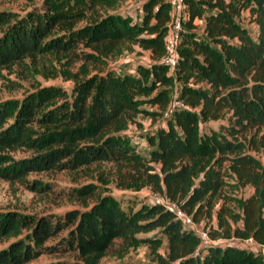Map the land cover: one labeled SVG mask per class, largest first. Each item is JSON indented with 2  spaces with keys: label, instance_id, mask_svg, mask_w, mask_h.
I'll return each mask as SVG.
<instances>
[{
  "label": "trees",
  "instance_id": "trees-1",
  "mask_svg": "<svg viewBox=\"0 0 264 264\" xmlns=\"http://www.w3.org/2000/svg\"><path fill=\"white\" fill-rule=\"evenodd\" d=\"M123 1L85 0L86 23L61 36L55 32L74 21L51 1L47 11L23 18L0 11V78L8 86L15 80L7 74L29 73L33 63H51L64 55L83 66H103L106 57L115 58L127 46L138 45L150 57L149 65L140 70L147 82L143 100L127 95L124 85L129 77L108 74L78 82L72 103L54 86L20 99L1 100L0 179L41 191L45 186L27 179L31 172L74 169L100 161L119 166L143 162L145 158L122 131L137 114L161 119L167 104L176 98L183 106L147 137V178L195 222L214 221L217 214L222 233L201 224L210 237H250L264 247V164L241 154L246 144L236 137L264 126V0H185L188 17L172 74L161 61L170 20L167 1L143 0L138 17L120 9ZM248 8L256 38L237 20ZM143 103L150 108L140 107ZM225 112H230L226 128L232 139L201 131L202 123ZM33 126L57 130L35 135ZM258 141L264 146V131ZM53 142L62 147L50 148ZM17 151L37 153L18 157ZM220 153L234 154L229 159L239 179L253 188L246 199L223 193L225 175L210 163ZM148 163L158 164L160 174L147 171ZM91 192L88 185L77 189L79 194ZM140 216L139 221L126 214L110 195L97 197L85 210H68L62 217L0 209V240H10L0 248V264H26L43 252L60 250H76L85 264H100L115 239L127 241L137 231L156 228L166 236L163 262L167 264H264V257L244 246L210 245L197 250L198 237L161 205L153 204ZM64 230L65 237L47 243Z\"/></svg>",
  "mask_w": 264,
  "mask_h": 264
},
{
  "label": "rangeland",
  "instance_id": "rangeland-1",
  "mask_svg": "<svg viewBox=\"0 0 264 264\" xmlns=\"http://www.w3.org/2000/svg\"><path fill=\"white\" fill-rule=\"evenodd\" d=\"M51 1L58 6V11L70 16L74 23H69L62 29H58L56 35H68L70 31L86 23L85 0H0V11L12 12L14 18L28 17L31 13L47 11V3ZM142 0H124L120 9L130 12L134 17L139 16L138 4ZM237 20L247 28L249 34L256 38L257 30L253 21L251 10L245 9ZM80 50V49H79ZM149 52L138 45H129L124 48L115 58H105L103 66H83L80 62L73 61L71 57L64 55L50 62H37L29 66V73L20 71L7 74L15 83L8 86L7 80L0 78V101L7 98H22L29 92H35L41 88L54 86L64 93V99L69 103L75 99V87L81 80L91 76L112 75L114 77L127 78L124 88L131 99H146L144 89L147 85L140 70L149 65ZM29 62V61H28ZM15 73H18L17 75ZM3 74H6L3 71ZM21 74V75H20ZM140 107L150 108L143 103ZM230 112L216 120H210L200 125L204 133L214 131L217 134H227L226 128L229 124ZM162 117L152 119L149 116L137 114L135 122L128 123L122 131L130 137L131 146L145 159L140 163H126L117 165L112 161H100L88 165H80L74 169H49L39 172H31L27 179L33 180L37 186H45L41 191L25 187L22 184H9L8 181L0 179V209L15 210L20 213L37 215L63 216L66 211L72 209L85 210L102 195L114 197L119 206L126 214L140 221V213L152 206L155 195L163 196L162 192L153 185L145 174L144 166L148 157L147 137L157 132L160 126L165 125ZM35 135L47 134L57 130L48 126H33ZM264 126L252 128L236 134V137L246 144L241 154H249L256 157L264 164V146L258 141ZM62 143L53 142L50 148H61ZM36 151H17L16 156H29ZM234 154H214L210 158L225 176L227 186L223 193L239 200L246 199L252 192V186L239 179L236 165L229 159ZM151 165L147 171L160 174L158 164ZM202 176L199 175L196 182ZM45 184V185H44ZM89 186L91 195L77 193L78 188ZM236 211H240L237 205L230 203ZM215 220L204 219L202 225L212 231L223 232L219 227L217 214ZM239 225V223H238ZM219 228V229H218ZM60 236H66V230L59 233L47 243H53ZM223 240L229 238L221 237ZM10 240H0V248L6 246ZM264 257V251H255ZM167 242L166 236L160 228L152 230H140L133 234L127 241L115 239L113 245L108 248L100 264H167L166 259ZM26 264H85L76 250H60L56 252H43L36 259Z\"/></svg>",
  "mask_w": 264,
  "mask_h": 264
},
{
  "label": "built area",
  "instance_id": "built-area-1",
  "mask_svg": "<svg viewBox=\"0 0 264 264\" xmlns=\"http://www.w3.org/2000/svg\"><path fill=\"white\" fill-rule=\"evenodd\" d=\"M169 5L170 20L167 24L166 34L164 36V48L165 52L161 57V61L168 67V74H172L177 62V48L181 39V32L184 29L183 24L187 19V10L185 0H166ZM183 106L182 103L176 98L167 104L162 113V121H166L167 118H171L176 109ZM153 203L161 205L164 209L169 211L178 219L182 226L191 230L198 239L199 244L197 250L205 249L210 245H232V246H244L251 251L255 252L257 249L264 251V247L252 238H234L231 237L227 241L222 238H212L208 234V231L202 227L201 224L195 222L190 214L183 211L177 202L169 200L160 195L153 197Z\"/></svg>",
  "mask_w": 264,
  "mask_h": 264
},
{
  "label": "crops",
  "instance_id": "crops-1",
  "mask_svg": "<svg viewBox=\"0 0 264 264\" xmlns=\"http://www.w3.org/2000/svg\"><path fill=\"white\" fill-rule=\"evenodd\" d=\"M142 2H143V0L138 4V6H139V13L141 12Z\"/></svg>",
  "mask_w": 264,
  "mask_h": 264
}]
</instances>
